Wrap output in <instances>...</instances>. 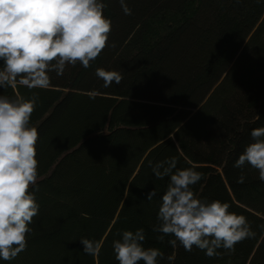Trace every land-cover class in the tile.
<instances>
[{
  "label": "trees",
  "instance_id": "1",
  "mask_svg": "<svg viewBox=\"0 0 264 264\" xmlns=\"http://www.w3.org/2000/svg\"><path fill=\"white\" fill-rule=\"evenodd\" d=\"M105 2L114 47L89 68L50 73L47 90H0L39 97L31 125L39 133L40 204L26 250L0 264H118L112 241L137 228L144 247L164 253L159 264H221L228 253L235 264H264V183L256 170L233 167L250 130L264 126V3L127 0L125 15L118 0ZM162 13L186 16L149 43L150 21ZM97 67L118 71L121 82L103 88ZM171 157L203 173L193 186L198 198L228 202L256 236L214 257L157 239L152 226L168 178L156 179L149 161ZM153 188L157 196L147 201ZM81 238L100 244L95 257L83 253Z\"/></svg>",
  "mask_w": 264,
  "mask_h": 264
},
{
  "label": "clouds",
  "instance_id": "2",
  "mask_svg": "<svg viewBox=\"0 0 264 264\" xmlns=\"http://www.w3.org/2000/svg\"><path fill=\"white\" fill-rule=\"evenodd\" d=\"M118 3L125 15L132 14L127 0ZM106 8L105 0H0V90H47L50 73L60 77L67 67L77 64L89 68L106 47H114L108 43L112 22L104 14ZM95 75L103 81V88L122 80L118 71L101 67L95 69ZM38 99L35 93L27 98L0 94V261H12L26 250L33 218L39 214V133L31 125ZM90 99H95V93ZM249 135L251 140L233 167L256 170L264 183V126L252 128ZM149 165L156 179L168 178L159 195L157 223L152 226L161 234L157 239L163 241L168 236V244L174 248L191 252L195 247L214 257L220 255L219 249L234 251L237 243L256 236L247 218L230 211L228 202L196 196L193 186L203 173L194 167L178 168L176 157L155 164L149 161ZM236 182H245L243 173ZM156 196L153 188L147 201ZM145 238L143 228L123 230L120 238L112 241L118 264H159L164 253L144 247ZM79 240L83 253L98 254V242Z\"/></svg>",
  "mask_w": 264,
  "mask_h": 264
},
{
  "label": "rangeland",
  "instance_id": "3",
  "mask_svg": "<svg viewBox=\"0 0 264 264\" xmlns=\"http://www.w3.org/2000/svg\"><path fill=\"white\" fill-rule=\"evenodd\" d=\"M191 12H192V7H190L187 10L186 15L190 14ZM186 15L175 16L170 13H162L158 15L157 17H155L150 21L147 41L149 43L153 42L156 38L165 34L175 25L180 23ZM235 263H239V259L234 254L228 253L224 255L223 258L221 259V264H235Z\"/></svg>",
  "mask_w": 264,
  "mask_h": 264
}]
</instances>
